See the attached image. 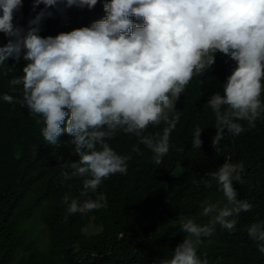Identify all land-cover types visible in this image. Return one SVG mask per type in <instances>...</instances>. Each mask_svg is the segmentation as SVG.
Listing matches in <instances>:
<instances>
[{"label": "clouds", "instance_id": "1", "mask_svg": "<svg viewBox=\"0 0 264 264\" xmlns=\"http://www.w3.org/2000/svg\"><path fill=\"white\" fill-rule=\"evenodd\" d=\"M98 2L34 0L35 16L24 28L13 22L23 0H0V33L8 40L0 46V65L10 58L26 62L23 75L10 81L23 87L19 139L35 128L48 145H58V138L65 148L74 145L79 158L60 165L64 181L82 178L80 197L86 199L62 198L70 214L106 206L99 186L111 175L127 174L131 156L118 154L107 143L118 131L133 134L125 136L131 151L139 154V148L146 147L155 164L162 162L170 150V133L187 106L186 88L208 76L218 53L235 67L203 99L216 121L212 145L225 132L242 133L240 121L254 128L264 114V0H104L105 15L84 17L82 28L67 33H61V26L50 29L44 20L58 4L91 10ZM40 5L44 7L37 12ZM45 27L60 34L42 37L39 33ZM0 99L14 102L8 94ZM163 123L162 134L153 136ZM202 131L194 129L191 148L201 149ZM243 169L242 162L226 160L206 173L205 186L214 181L227 203L223 207L202 203V215L211 217L208 224L185 218L181 231L187 236L161 264H207L197 255L202 238L211 236L216 224L235 230L236 217L252 208L237 199L233 188ZM247 233L264 253V221L252 223Z\"/></svg>", "mask_w": 264, "mask_h": 264}, {"label": "trees", "instance_id": "2", "mask_svg": "<svg viewBox=\"0 0 264 264\" xmlns=\"http://www.w3.org/2000/svg\"><path fill=\"white\" fill-rule=\"evenodd\" d=\"M33 2L23 0V7L14 13V24L27 28L28 20L35 16ZM103 2L99 0L91 10L58 4L44 20L50 29L61 26V33H67L82 28L84 17L105 15ZM58 34L46 27L39 33L42 37ZM7 42L0 33V46ZM218 55L208 76L186 88L187 106L170 133V150L159 165L146 147L139 148V154L131 151L125 136L133 134L118 131L107 141L118 154L131 156L128 171L102 182L97 191L106 196V206L86 214H70L62 203L65 195L86 199L80 197L82 178L64 181L61 175L60 165L79 159L74 145L65 148L59 138L58 145H48L35 128L19 139L16 126L24 113L23 87L10 81L23 75L26 62L10 58L0 65V97L8 94L14 98L13 103L0 99V264H161L163 259H171L187 236L181 231L185 218L208 224L211 217L202 215V203L209 201L219 207L227 203L214 181L211 187L204 183L209 179L206 173L226 160L243 163L241 179L233 181V188L237 199L252 208L236 217L238 223L231 232L216 224L212 235L203 237L197 246V255L207 264H264V253L247 233L252 223L264 221V114L254 128L240 121L245 129L242 133L225 132L212 145L216 121L203 99L235 67L227 56ZM261 100L264 102V88ZM165 126L158 125L152 135L162 134ZM196 127L203 129L201 149L191 148ZM89 196L95 199L96 194ZM36 219L44 238L32 230Z\"/></svg>", "mask_w": 264, "mask_h": 264}, {"label": "rangeland", "instance_id": "3", "mask_svg": "<svg viewBox=\"0 0 264 264\" xmlns=\"http://www.w3.org/2000/svg\"><path fill=\"white\" fill-rule=\"evenodd\" d=\"M33 232H35V234L39 235L41 238H44V234L41 232V227L38 225V221L37 219L34 220V224H33V228H32Z\"/></svg>", "mask_w": 264, "mask_h": 264}]
</instances>
